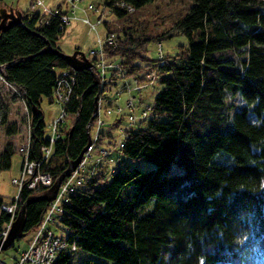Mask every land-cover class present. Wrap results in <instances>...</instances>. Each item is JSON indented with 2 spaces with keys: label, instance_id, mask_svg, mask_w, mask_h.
<instances>
[{
  "label": "trees",
  "instance_id": "16d2710c",
  "mask_svg": "<svg viewBox=\"0 0 264 264\" xmlns=\"http://www.w3.org/2000/svg\"><path fill=\"white\" fill-rule=\"evenodd\" d=\"M151 1L102 0L101 6L121 17ZM190 2L186 14L156 36L101 22L104 38L113 37L102 53L109 67L101 73L98 58H90L100 80L99 108L105 99L112 106L108 86L141 79L147 70L156 69L153 83L161 86L144 120L130 125L129 112L113 115L107 129H124L122 147L109 132L100 131L96 140L97 147L113 146L124 159L146 160L153 170L121 164L102 187L103 175L96 171L61 204L57 223L67 242L112 264H264V0ZM21 14L20 25L0 32V80L26 107L29 157L40 161L41 148L49 146L40 104L43 99L53 104L57 76L69 68L45 50L49 44L60 51L59 18ZM173 34L186 37L188 45L173 57L163 55L165 64L157 67V59L145 56L147 45ZM97 92L90 72H75L65 120L40 167L53 181L86 145ZM6 119L2 112L0 125ZM6 131L14 133L8 126ZM12 155L10 147L0 155V173L10 169ZM172 163L182 171L160 176ZM41 193L23 188L19 206ZM11 202L0 196V232L10 221L1 206ZM48 207L43 200L26 207L25 236L37 229ZM53 264H71L70 256L59 253Z\"/></svg>",
  "mask_w": 264,
  "mask_h": 264
},
{
  "label": "rangeland",
  "instance_id": "374dc122",
  "mask_svg": "<svg viewBox=\"0 0 264 264\" xmlns=\"http://www.w3.org/2000/svg\"><path fill=\"white\" fill-rule=\"evenodd\" d=\"M43 4L48 9H55L60 0H41ZM30 0H3L4 8H14L20 12H27L29 10ZM102 0H84L80 6H85L87 3H92L97 7L101 8ZM191 5L190 0H152L143 7L136 9L132 14H126L121 17H117L115 14L105 13L102 18V22L106 21L111 27H124L131 26L136 33L144 36H156L164 33L168 30L171 22L177 21L182 18L188 7ZM63 7V5L61 6ZM77 17H83L82 12L76 11ZM91 20H94L91 17ZM105 28L101 24L96 29V33L88 28L86 25L82 24L80 21H72L67 25L64 35L58 41V48L64 54H71L74 51H81L88 58L89 50H95L97 48V36L103 40ZM158 44L162 49V54L167 57H173L176 55L181 48H185L188 45L187 38L181 34H173L170 37L157 38L149 42L147 45V51L145 56L151 60H156L158 57ZM91 58V57H90ZM143 76H141L142 79ZM139 83H146L143 80H139ZM147 85V84H145ZM143 86L141 94H133L132 97H135V107L136 115L139 114L141 106L138 101H141L143 105L152 104L154 98L161 89V86L158 83H153L152 85ZM123 86V81H118L115 86H108L110 90L109 93H106L108 98L112 102V106H120L123 108V113L127 114V109L124 108L126 101L129 99V95L125 92H121ZM117 94V95H116ZM0 115L2 112L6 113V123L0 125V155L6 150L7 147H10V152L13 154L11 157V167L9 170L1 171L0 173V196L9 202L14 200L17 195V189L14 185L11 184V179L19 177V169L21 164V159L16 153L17 148L20 144L26 139L27 136V124L24 111L21 108L18 100L15 97L14 92L5 86L0 80ZM105 101V102H104ZM101 103V108L99 112L101 114V120L103 121V127H101V133L109 132L112 135V142L116 144L120 138V133L117 128L113 129L111 132L108 131V124L113 120V115L110 116L105 113L107 109H114L112 106L107 104L105 99ZM108 105V106H107ZM139 105V106H138ZM41 112L43 114V123H44V135L45 137L50 136V130L52 124L56 121L60 114L59 107L55 104H49L46 99H43L40 104ZM116 110V109H115ZM232 110V109H231ZM126 119V118H125ZM127 122L123 120V124ZM137 125V123H136ZM132 126L137 128V126ZM6 126L12 128L14 133L7 134ZM90 136L93 137L94 132L91 130ZM107 141V140H105ZM99 148H103L109 152L108 156L100 159L97 162L96 151L93 152L92 161L89 162L86 166H92L96 164L99 172L103 175V180L99 181L98 186H104L110 179V175L113 170L118 165H126L129 168H137L142 171L153 170V165L146 160H127L124 159L118 149H114L113 146L100 145ZM181 168L176 164L172 163L164 171L160 173V176L168 175L171 173L181 172ZM53 233L62 238H67V233L61 227L59 223H55L50 226ZM29 235L22 238V240L15 241L12 248L2 252L0 254V259H2L7 264H14L13 258L18 257V255L26 249V239ZM65 252L70 256L71 264H79L84 260H93L101 264H112L106 260L95 257L91 254H88L84 251L76 249L75 247H68Z\"/></svg>",
  "mask_w": 264,
  "mask_h": 264
},
{
  "label": "built area",
  "instance_id": "2783aa9c",
  "mask_svg": "<svg viewBox=\"0 0 264 264\" xmlns=\"http://www.w3.org/2000/svg\"><path fill=\"white\" fill-rule=\"evenodd\" d=\"M84 0H60L61 7L60 10L48 9L41 0H30L29 10L32 14H41L43 18L41 20H46L49 17L57 16L60 20L59 30L63 31V35L67 28V25L72 21H80L82 24L86 25L92 31L96 33V29L101 25L102 18L105 15V9L101 6L97 7L92 3H87L85 6H80ZM80 11L83 17H77L76 11ZM129 12L132 11L131 8H127ZM91 17L94 20H91ZM45 22V21H44ZM112 36L100 39L97 36V48L95 50H89L88 55L92 57H97L96 68L102 73L105 68L109 67L103 62V47L105 44H112ZM61 39V38H60ZM157 67L163 66L165 60L162 54V49L160 46L157 48ZM90 57H88L90 59ZM157 79V71L155 68L147 70L144 72L142 79H124L121 92H125L130 97L126 101L124 108L128 110V121L131 122L130 125L137 121L144 120L149 115L150 105H143L141 101H138L141 106V110L138 115H136L135 107V97L133 94H141L142 88L145 84L152 85ZM139 80H143L146 83H139ZM75 82V72L71 69H65L60 71L57 76L55 83V88L53 91V104L59 107L60 114L56 121L52 124L49 136V146L41 148L43 152V157L40 161H34L29 157V143H30V127H29V115L26 107L21 103V108L24 111L27 124V136L23 143L18 147L17 152L21 156V166L19 169V177L11 179V184L17 189V195L13 202L9 205L1 206V210L10 215V221L6 224L3 230L0 232V240L5 239L9 231L10 225L14 220L19 203L18 194L20 190L26 188L33 192H43L49 188L53 180L51 176L47 173H42L40 171L41 164L48 156L50 152V147L52 143L58 137V130L63 124L66 113L64 112V107L69 100V95L72 91L73 84ZM145 85V86H147ZM138 105V106H139ZM116 109V110H115ZM120 106H115L114 109H107L105 113L107 115L119 114L122 112ZM101 114L99 112V107L96 114L92 115V125L94 127V135L91 137V144L88 149L83 153L82 158L76 168L67 173L62 182L59 185L55 198L49 203L47 212L45 213L41 223L37 229L29 235L26 239V249L20 253L18 259L14 264H53L55 258L59 253L65 252L68 247H74L73 244H69L65 238L57 236L53 233L50 226L57 223L59 216L62 213L61 204L67 202V197L71 194L77 186H79L85 177L91 176L97 171L96 164L100 159L108 156L109 152L103 148H99L96 145V140L100 133L101 127H103V121L101 120ZM122 137H124V129H120V139L117 142V148L122 147ZM96 151L97 162L96 164L86 168L87 164L91 162L93 152ZM0 264H7L2 259H0Z\"/></svg>",
  "mask_w": 264,
  "mask_h": 264
},
{
  "label": "water",
  "instance_id": "95a60500",
  "mask_svg": "<svg viewBox=\"0 0 264 264\" xmlns=\"http://www.w3.org/2000/svg\"><path fill=\"white\" fill-rule=\"evenodd\" d=\"M22 14L19 10L14 8H1L0 9V32L6 31L12 25H20L21 24ZM45 50L51 51L54 55L59 57L66 66L74 72L88 71L92 74L94 78V83L98 86V92L93 100V114H96L98 109V100L100 94V80L97 75L93 71V65L85 54L81 51H74L71 54H64L57 49H52L49 44H46ZM33 114L39 112V110L31 109ZM92 123V118L88 122V126L86 127V145L81 149L79 154L74 160L68 162L65 170L53 181L52 185L43 191L41 194L33 195L27 198L24 202H22L17 210L16 216L12 221L9 231L5 239L0 240V252H5L13 246V243L16 240L22 239L25 237L24 235V225H25V213L26 207L32 202L43 200L47 203H50L56 196L57 190L59 188L60 183L67 175V173L72 172L76 166L79 164L83 153L88 149L91 144V137L89 134V126ZM73 130V125L70 127L68 131V137L71 135Z\"/></svg>",
  "mask_w": 264,
  "mask_h": 264
}]
</instances>
